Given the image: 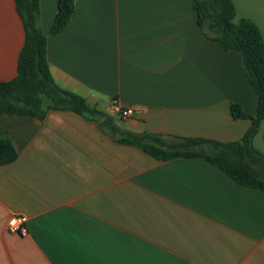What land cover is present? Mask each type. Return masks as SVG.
Returning <instances> with one entry per match:
<instances>
[{
  "label": "crops",
  "instance_id": "obj_1",
  "mask_svg": "<svg viewBox=\"0 0 264 264\" xmlns=\"http://www.w3.org/2000/svg\"><path fill=\"white\" fill-rule=\"evenodd\" d=\"M264 40V0H231ZM58 0H39L46 59L60 88L117 126L217 142L241 139L257 98L242 55L205 39L191 0H74L52 35ZM25 33L0 0V81L16 75ZM115 100L134 116L119 120ZM264 119L253 139L264 154ZM15 162L0 166V264H264V192L202 159L157 161L68 111L43 121L0 115ZM28 234L9 233L11 216Z\"/></svg>",
  "mask_w": 264,
  "mask_h": 264
},
{
  "label": "trees",
  "instance_id": "obj_2",
  "mask_svg": "<svg viewBox=\"0 0 264 264\" xmlns=\"http://www.w3.org/2000/svg\"><path fill=\"white\" fill-rule=\"evenodd\" d=\"M203 37L225 51L242 55L245 77L257 98L255 114H245L231 104L233 120H248L250 126L240 140L217 142L203 138H179L120 129L113 117L90 106L84 98L57 86L46 59L47 39L39 27V0H13L24 33L18 54L16 75L0 81V115H18L43 121L49 111H68L97 125L118 144L131 146L147 156L167 162L175 159H202L218 168L237 185L264 192V154L253 139L264 119V40L259 28L247 18L236 19L231 0H191ZM74 0H58L50 29L52 35L67 25ZM17 153L10 139H0V166L15 162Z\"/></svg>",
  "mask_w": 264,
  "mask_h": 264
},
{
  "label": "built area",
  "instance_id": "obj_3",
  "mask_svg": "<svg viewBox=\"0 0 264 264\" xmlns=\"http://www.w3.org/2000/svg\"><path fill=\"white\" fill-rule=\"evenodd\" d=\"M110 110L122 121L130 120L135 114V110L132 107L122 106L115 100L111 102ZM6 228L9 233L24 237L28 234L27 218L21 215L11 216L6 224Z\"/></svg>",
  "mask_w": 264,
  "mask_h": 264
},
{
  "label": "rangeland",
  "instance_id": "obj_4",
  "mask_svg": "<svg viewBox=\"0 0 264 264\" xmlns=\"http://www.w3.org/2000/svg\"><path fill=\"white\" fill-rule=\"evenodd\" d=\"M263 143H264V134H263ZM263 154V153H262Z\"/></svg>",
  "mask_w": 264,
  "mask_h": 264
}]
</instances>
